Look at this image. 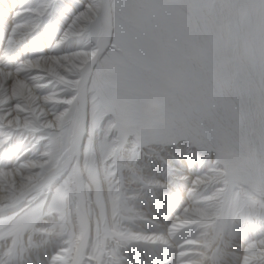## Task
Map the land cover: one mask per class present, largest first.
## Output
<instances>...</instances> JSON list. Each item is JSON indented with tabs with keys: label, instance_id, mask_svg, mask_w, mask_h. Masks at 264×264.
Returning <instances> with one entry per match:
<instances>
[{
	"label": "snow or ice",
	"instance_id": "snow-or-ice-1",
	"mask_svg": "<svg viewBox=\"0 0 264 264\" xmlns=\"http://www.w3.org/2000/svg\"><path fill=\"white\" fill-rule=\"evenodd\" d=\"M66 10L72 13L70 19ZM53 17L66 24L49 53L16 64L15 79L20 80L21 72L42 61L87 56L84 69L68 77L74 82L72 87L45 78L44 85L36 86L37 101L41 94L62 93L67 103L59 112L70 116L82 107L87 126L91 108L93 120L117 130L118 140L131 138L134 147L123 167L140 185V195L155 200L171 192L168 177L189 181V177L177 175L181 156L198 160V168L207 165L204 173L191 179L190 192L214 181L211 193L202 197L205 203L183 207L166 226L155 225L159 231L119 227L123 223L120 214L131 212L121 193L117 199L123 207L118 206L111 230L105 229L112 242L100 241L91 250L85 247L72 264H133L124 255L129 248L142 249L148 257L137 258L136 264H168L171 239L193 222L208 229L206 238L178 245L174 264H226L218 242L226 235L239 236L241 225L246 226L245 233L250 229L252 234L244 236L233 254L236 264H264V0H69L63 4L38 0L27 7L22 0L12 13L13 23L0 55L8 63L41 25L49 29ZM4 23L7 26L6 20ZM73 40L85 43L62 51ZM5 71V86L9 87L15 80L10 66L0 68ZM43 126L47 128L46 121ZM0 128L6 130L0 149H8L15 134L38 130L27 120L15 124L2 114ZM56 135L51 131L42 135L46 157L56 151ZM145 146L160 149L155 155L158 171L151 177L137 168ZM29 166L35 167L18 154L12 168L0 170V178L12 177ZM216 201L223 207H217ZM41 212L37 205L16 221L13 231L21 240L35 228ZM63 219L61 216L62 229ZM52 232L48 229L44 235ZM5 235L12 246L5 250L3 264H15L25 250L15 247L10 233ZM73 243L68 234L64 246L46 252L47 264H68ZM193 257L199 259L193 261Z\"/></svg>",
	"mask_w": 264,
	"mask_h": 264
},
{
	"label": "rangeland",
	"instance_id": "rangeland-1",
	"mask_svg": "<svg viewBox=\"0 0 264 264\" xmlns=\"http://www.w3.org/2000/svg\"><path fill=\"white\" fill-rule=\"evenodd\" d=\"M64 1L69 2V0H57V2L60 4L65 3ZM21 2H22L21 0H14V2H12V4H11L10 8H8L7 4L3 3V1L0 0V13H3L5 15L6 20H7V26L5 25L4 21H0V26H3L2 27L3 31L0 33V46H2L4 44V42L6 40V36L8 34V31L10 30L11 25L13 23V21L11 19L12 13L17 10L18 6L21 5ZM23 3L25 4V2H23ZM59 18L60 17H53L52 23H51L48 30H45L43 25H41V28L38 31V34L35 38V41H36L35 45L31 42H32L33 37L36 34L29 36L30 38L25 40L24 43H21L18 47V51L16 53H14L13 57L8 61L9 65H8L7 61L4 59V57H2V55H0V63L1 62L7 63L6 65L8 66V69L10 66L11 72H15L16 64H18L21 61V58L18 56V53L22 52V54L24 55V54H26V52L28 50L44 51V50H46L45 49L46 47H50L55 42V39L59 35V32H58L59 27L58 28L56 27ZM49 30H51V31L49 32ZM84 43L85 42L83 40H80V41L73 40L69 44L65 45V47H64V49H62V51L63 50H74L77 47L82 46ZM82 68H83V64H79V66L72 67V68H70V67L65 68L64 67L63 68V74H62L63 77L59 76L58 74L56 76V73L54 71H46L45 72V70H44L41 72V71L36 70V69H34V70L30 69L29 71H23L20 73V76L25 74V78H28V77L32 76L31 72L39 71L37 73L41 74V79H42L41 81L42 82L40 84L38 83V85H44L46 82L45 78L50 77L54 80H58V81L64 83L68 87H72L74 82L69 80L68 77L75 76L77 73H79L83 70ZM51 75H53L54 77ZM12 78L14 80V77H12ZM6 81H7V79L5 81L0 82V114L5 115L7 113L6 112L7 110H5V109L10 108L13 104L18 105L19 111H17V109H16V114H18V117L21 118L23 120V122H25L27 120L28 122L32 123L33 126L36 127L38 130L37 131L20 132V133H17L18 136L15 134L14 139L11 142L9 149H0L1 150L0 151V163H1L0 168L7 166V165H11V164L13 165V163L16 160L17 155L19 153L23 154V157L25 159H27V160L30 159L29 161H31L32 159H34V161L37 160L40 157V155L43 154V152H45L47 150L46 140L42 139V135L48 131H51V132H54L57 134L56 135V151H55L54 155L51 157L44 158L42 161L43 163L40 164V167H37L35 170H33L36 173L39 172L38 173V180L39 181L38 180L36 181L35 179H31V178L29 180H27V179L24 180L25 182L27 181V183H24L22 181L21 188L22 187L23 188L20 190L24 193V195H28L24 199L23 202H25V201L27 202L28 200H30L25 204H30V206H32V204L35 205L38 202L45 200V202H43V204L45 206V208H44L45 213H43L42 218H40L39 221H37L38 223L36 222V225H35V228L33 229L32 235H30L28 237V244L25 245V248L27 247V249H24L25 251L23 252V254L21 256H19L16 259L15 264H29V263L30 264H40L39 258H36V260L33 259L35 257V254L40 255L39 254L40 251H38V249L35 246L33 241L37 240L36 242L39 244L41 241L44 242V240H45V242H48V240H52L53 242L56 243V244L54 243L55 246L61 247V246L65 245V240L67 239L68 234H71L73 237V241H74L73 244L74 245H72V248L70 250L71 254L68 255V264H69V261L73 255V253H74L75 244L77 242L76 237L74 238V236L76 235L75 228H74L75 215H76V211H77V207L75 205V198L76 197H79V199L81 201L80 204L83 207L86 206V207H84V209H85V211H87V215H89L88 216L89 221H93L92 231H91L92 243L89 244V235H88L87 242L84 246V248L88 247L91 250L100 241H104L106 244L112 242L111 239L106 237L104 227H106L107 229L109 228L108 229L109 231L111 230V227L113 226V223H114V219L117 215V209H115V208H118V205L121 208L123 207L122 203L120 204V201L118 199H116L118 196L121 195V193L126 195L127 205L130 206V209H131L130 213L125 210L120 214V219L123 221V223L119 224V227L126 228V229H129V226L130 227L134 226V228H136V227L138 228V226L140 224L141 225L145 224V222L147 221V218H153L154 220L160 221V220L167 218L169 213L179 214V212L183 209V207H193L194 208L198 204L205 203V201L202 200V197H205L211 193L212 184L214 183V181L209 180L208 184L206 182L203 186H201L198 190H196L197 192L196 191L188 192V189L184 186V184H182V182L184 183L183 180L173 178V177H171V178L169 177L168 179L171 180L173 188H172L171 192L164 193V195L162 194V196L159 197L161 199V201L158 202L156 199L152 200L150 197L140 195L139 194L140 185L133 181L132 174L127 168L121 167L127 163L128 156H129L132 148L134 147L131 143V138H128L127 140H121V141L118 140L117 137L119 135L115 134V132H114L115 129L110 128L107 125V123H101L100 121H94L92 118V114H91V108H89L88 123H87V127L85 126L86 130L88 132V135L84 136V141H83V143L79 149L81 152L80 158L78 157L77 159H75L73 156L74 155L73 154L74 149H73V143L72 142L74 141L75 131H76V128L79 124V119L77 117V110H73V112L71 113L72 117H70L69 119L67 117H63L62 120L64 123V125H63L64 131L61 128L55 130L49 126H47V128H45L43 126L42 122L44 121L43 117H45L46 114H44V113L40 114V112L37 111V107L40 105L41 101L40 100L37 101V99L34 98L35 95L31 96L32 93L33 94L35 93L36 89H34V91L32 90L30 92L31 94L25 92L26 94H24L23 97H21L22 99H20V97L11 98V96H9V95L8 96L5 95L4 97H2V95H4L3 90L6 87L5 86ZM28 94L30 95V97ZM40 97H49V98L53 97V99L51 100V102H53V103L50 102L48 108H51L54 105H56L57 106V107L55 106L56 113L59 112V109L62 105L66 104L63 102H67L61 98L62 93L53 92V93H49L47 95L41 94ZM4 98H7V100L3 101ZM29 105H30V107H29ZM52 112L53 111L48 112L47 114H49V115L46 117H48V118L52 117L55 113V112L54 113H52ZM5 116L9 120V117H11L12 115L11 116L5 115ZM11 121L13 122V120H11ZM69 121L71 123V127L68 128V130H66L65 127L67 126V124H68L67 122H69ZM72 122H73V124H72ZM16 124L22 125L23 123L19 122ZM66 131H67V133H65ZM5 134H6V130L4 128H0V136H1L0 139H2L5 136ZM89 135L91 136V138L89 137ZM118 141L120 142V144H117ZM183 147L186 150V146H183ZM15 148H16V150H15ZM14 150H15V152H14ZM6 151H9L10 153H5ZM12 151L14 152L13 154H12ZM142 151L143 152H141L140 163H139V165H137V168H143L145 171L149 167L150 163L152 164V161L155 160L156 151H160V149L157 148L156 146H145L142 149ZM171 151H175V150L173 149ZM38 155H39V157H38ZM111 155L112 156L114 155L115 157L114 156L112 157ZM153 156H154V158H153ZM68 159H70V160H68ZM185 164L187 166V163H185ZM97 166H100L101 167L100 169L102 170V173H100L102 175L100 181L97 178L98 177V172H97V168H96ZM186 166H185V168L188 169ZM60 167L62 170L59 169L57 171L56 169L60 168ZM80 169L82 170V172H81L82 174L80 177L81 180L79 179V186H78L77 194H76L75 193L76 191L74 189H75V184H76V180H77V175L80 172ZM53 170H55L56 172L54 171L55 172L54 174L49 175L50 172H52ZM117 170L119 171V173L117 172ZM188 170L192 171V172L198 171L197 174L199 173L198 166L196 168L188 169ZM25 171L27 173H29L28 170H25ZM146 174H147L146 172H143V175L145 177H151V175L148 176V174L147 175ZM160 178L163 179L164 177H160ZM190 179H192V178H189V180ZM3 180H4V178H0V188H1V186L4 185L3 189H2V190H4L3 193L7 192V190L8 191L11 190V191H13V194L8 199H4V201L3 200L0 201V203H1L0 204V221L9 219L12 214L19 212L17 210H21L24 206H26V205H23V206L20 205L19 207L12 209V210L11 209H6V210L2 209L3 207L6 206V204L9 205V204L13 203V201L15 202L16 199L19 198L20 196H23V194L20 190L15 188L16 192L14 191L13 187H15L17 183L14 184L13 181L7 182V181H3ZM41 182H43V183H41ZM73 185H74V187H73ZM109 185H111L112 188L105 192L103 190L104 186H105V188H107V187H109ZM10 188H12V189H10ZM90 188L93 191L90 190ZM36 189H37V191H36ZM72 193L74 195H72ZM198 193H199V196H198ZM175 194H178V196H176ZM53 196L56 197L55 201H53ZM87 196H89V197H87ZM137 199H139L140 201ZM194 201H196V202H194ZM163 203H165V204H163ZM2 204H3V206H2ZM215 204L217 207H222V205L220 204L219 201H216ZM49 206H51V210H49ZM95 206H96V208H95ZM131 206H132V208H131ZM136 206L139 208L137 210V212L140 213L141 216H143V218H141V219L136 218L134 216L133 208ZM62 210H63V212H62ZM91 210H92V213H91ZM108 214H109V216H108ZM61 216H64L63 217L64 218L63 219V229L60 228L61 227V220H60ZM44 218H45V220H43ZM95 219H96V221H95ZM198 220H199L198 217L194 218V221H198ZM2 226L3 225H1L0 227H2ZM57 226H59V227H57ZM245 227L246 226L241 225L239 236L231 237V236L226 235L222 241L218 242L219 248L223 250V253L225 255L226 263L229 262L230 260L232 261V258L234 257L233 254L237 252L240 241L244 238V236L246 234L247 235L252 234L250 229L247 231L248 233H245V230H244ZM94 228H95V230H94ZM48 229H53L55 231H53L51 235H45L44 236V232ZM207 231H208V229H206L203 226V223L193 222L189 226H187L184 230L178 231L174 237L178 241L177 245H180L185 240H197V239H199V240L203 239L204 240L206 238L205 233ZM15 236L17 238L18 234L17 233L12 234L11 238L14 239ZM63 237H66V239H62ZM16 238H15V240H16ZM44 238H46V239H44ZM52 243H51V245H52ZM33 245L35 246V248ZM9 246H12V245H10L9 235L1 237L0 238V264H3V262L7 259V257H5V255H4V253H5V250L7 248H9ZM15 247L21 248L22 245H21V243L19 245H18V243H16ZM105 251H106V249H105ZM31 253L33 254V256ZM125 253H127V255H129L130 258L128 260L132 261L133 264H136L137 258L142 259V260L148 259L144 250H142V249L136 250V249L129 248ZM198 259H199L198 257H193V261H197ZM231 261H230V263H231Z\"/></svg>",
	"mask_w": 264,
	"mask_h": 264
},
{
	"label": "bare ground",
	"instance_id": "bare-ground-1",
	"mask_svg": "<svg viewBox=\"0 0 264 264\" xmlns=\"http://www.w3.org/2000/svg\"><path fill=\"white\" fill-rule=\"evenodd\" d=\"M3 1V3H6L7 4V7L8 8H10V6H11V4H12V2H14V0L12 1V0H2ZM22 1V0H21ZM23 2H25V6L27 7V6H30V5H33V4H35V3H37L38 2V0H23ZM65 3H67L66 1H64ZM20 3V2H19ZM20 6H18V8H19ZM17 8V9H18ZM17 11V10H16ZM65 15L70 19V17H71V15H72V13H69L67 10L65 11ZM0 21H5L6 20V18H5V15L3 14V13H0ZM12 19V18H11ZM7 21V20H6ZM10 21V20H9ZM66 24V20H63V19H61V18H59L58 19V22H57V25H56V27L58 28L59 27V30H62V28H63V26ZM3 26H0V33L3 31L2 28ZM56 28V29H57ZM11 29V28H10ZM10 31V30H9ZM9 31H8V34H9ZM51 30H49V32H50ZM59 32V31H58ZM8 34H7V36H6V39H7V37H8ZM37 34L38 33H36V35L33 37V39H32V42L31 43H33V40H35V38H36V36H37ZM28 38H30V37H28ZM27 38V39H28ZM26 39V40H27ZM25 42V41H24ZM23 42V43H24ZM52 46V45H51ZM51 46L50 47H46L45 49L46 50H44V51H40V50H28L27 52H26V54H22V52L21 53H18V56L21 58V61L22 60H24V59H26V58H29V57H32V56H34V55H38V54H41V53H43V54H45V55H47L48 53H49V51H50V49H51ZM42 50V49H41ZM3 57V56H2ZM88 62H89V58L87 57V56H85V55H70V56H68V57H64V58H62V59H60V60H52V61H42V62H40V63H38V64H33V65H31L29 68H27L25 71H29L30 69L31 70H34V69H36V70H39V71H44L45 70V72L46 71H54L55 73H56V76H57V74L59 75V76H62V74H63V68L65 67V68H72V67H76V66H79V64H83V68L82 69H84V67L88 64ZM7 63H5V62H1L0 63V68H3V69H8V66L6 65ZM79 69V68H78ZM39 71H36V72H31L32 74V76L31 77H28V78H26L27 79V83H25L24 82V80H25V74L24 75H22L21 76V79L20 80H16L15 78H16V74H15V72H11V75H12V77H14V80H15V82L11 85V86H9V87H5L4 88V95H2V97H4L5 95L6 96H11V98H13V97H16V98H18V97H20V99H22L21 97H23V95L24 94H26V93H30L32 90L34 91V89H36V86L38 85V83L40 84L42 81V79H41V74H39V73H37V72H39ZM46 74V73H45ZM30 75V74H29ZM44 75V74H43ZM51 76H53V75H51ZM58 76V77H59ZM43 77V76H42ZM54 77V76H53ZM63 77V76H62ZM44 78V77H43ZM6 79H8V72L7 71H5V72H0V82L1 81H5ZM31 86V87H30ZM42 86V85H41ZM37 90V89H36ZM35 90V91H36ZM26 92V93H25ZM31 94V93H30ZM29 95V94H28ZM32 95H34L33 93L31 94V96ZM26 96V95H25ZM29 97H30V95H29ZM8 98V97H7ZM7 98H4L3 99V101H5V100H7ZM27 98V97H26ZM35 98V97H34ZM28 99V98H27ZM53 99V97H40V105L37 107V111H39L40 112V114L42 113H44V114H46L45 115V117H43V119H44V121H46V123H47V126H49V127H51V128H53V129H55V130H57V129H62L63 130V125H64V123H63V117H67L68 119L70 118V117H72L71 115L69 116V114L67 113V112H58V113H56V108H55V106L56 105H54L53 107H51V108H48L49 107V104H50V102H51V100ZM17 100V99H16ZM24 100V99H23ZM2 101V102H3ZM18 101V100H17ZM32 102V101H31ZM30 102V103H31ZM25 103V102H24ZM38 103V102H37ZM51 103H53V102H51ZM55 103V102H54ZM63 103H67V102H63ZM5 104V103H4ZM20 104V103H19ZM56 104V103H55ZM2 105V104H1ZM29 107H30V105H29ZM57 107V106H56ZM16 109H17V111H19L18 110V105H15V107H13V106H11L10 108H6L5 110H7L6 112V114L5 115H12L11 117H9V120L11 121V120H13V123H19V122H21V123H24L23 122V120L21 119V118H19L18 117V114H16ZM30 110V109H29ZM26 111V110H25ZM50 111H53L52 113H54V115L52 116V117H50V118H48V117H46V116H48L49 114H47L48 112H50ZM21 112V111H20ZM35 112V111H34ZM25 113V112H24ZM38 113V112H37ZM26 114V113H25ZM77 117H78V119H79V124H78V126H77V128H76V131H75V138H74V141L72 142L73 143V149H74V158L75 159H77L78 157L80 158V155H81V152H80V147H81V145H82V143H83V141H84V136H86V135H88V132H87V130H86V127H85V119H84V112H83V108L81 107V108H79L78 110H77ZM26 120V119H25ZM43 121V120H42ZM44 121L42 122V123H44ZM68 124H67V128H66V130H68V128H70L71 127V123H70V121L69 122H67ZM39 124V123H38ZM72 124H73V122H72ZM64 131V130H63ZM39 132V131H38ZM115 132V131H114ZM40 133V132H39ZM65 133H67V131L65 132ZM59 134V133H58ZM17 135V134H16ZM18 136V135H17ZM89 137L91 138V136L89 135ZM88 137V138H89ZM0 138H1V136H0ZM35 139V138H34ZM121 141V140H120ZM36 142V141H35ZM91 142V141H90ZM20 143V142H19ZM126 143V142H125ZM64 144V143H63ZM117 144H120V142L118 141V143ZM122 144V143H121ZM121 147V146H120ZM12 148V147H11ZM64 148V147H63ZM123 148V147H122ZM127 148V147H126ZM149 148V147H148ZM9 149V148H8ZM15 150H16V148H15ZM15 150H14V152H15ZM1 151V150H0ZM26 151V150H25ZM154 151V150H153ZM13 151H12V154L14 153ZM113 152V151H112ZM111 152V153H112ZM143 152V151H142ZM158 152H160V151H156V154L158 153ZM5 153H10L9 151H6ZM44 153L45 152H43V154H41L40 155V157H39V155H38V159L37 160H35L34 161V159H32L31 160V163L32 164H34L35 165V167H32V166H29V167H27V168H23V169H20L19 170V172L18 173H16V174H14L12 177H9V178H7V179H4L3 181H7V182H11V181H13V183L15 184V183H17L16 184V186L15 187H13L14 188V191H15V188L16 189H18V190H20V189H22L21 188V186H22V181L24 182V183H27V181L25 182L24 180H29L30 178L31 179H35L36 181L38 180V173L39 172H35V171H33V170H35L37 167H40V164L41 163H43L42 161H43V159L44 158H46V156L44 155ZM20 154V153H19ZM23 155V154H22ZM105 156V155H104ZM112 156V155H111ZM114 156V155H113ZM112 156V157H113ZM150 156V155H149ZM13 157V156H12ZM115 157V156H114ZM70 158V157H69ZM153 158H154V156H153ZM48 159V158H47ZM113 159V158H112ZM30 160V159H29ZM68 160H70V159H68ZM146 160V159H145ZM124 161V160H123ZM149 161V160H148ZM115 162V161H114ZM13 163V162H12ZM112 163V162H111ZM121 163V162H120ZM185 163H187V162H185ZM1 164V163H0ZM63 164V163H62ZM6 165V164H5ZM122 165V164H121ZM152 165V166H151ZM121 167H123V166H121ZM120 167V168H121ZM7 168H12V164L11 165H7V166H4V167H1L0 168V170H3V169H7ZM97 168V172H98V180L100 181V179H101V177H102V175L100 174V173H102V170L100 169L101 167L100 166H97L96 167ZM62 170L61 169V167L60 168H57L56 170L58 171V170ZM65 169V168H64ZM103 169V168H102ZM25 170H28L29 171V173H27ZM38 171V170H37ZM40 171V170H39ZM55 170H53L52 172H50V174L49 175H52V174H54L55 172H54ZM126 171V170H125ZM156 171H158V169H157V167H155V160L154 161H152V164L150 163V165H149V167L147 168V170H145L144 172H146L147 174H148V176H150V175H152L153 174V172H156ZM62 172V171H61ZM82 172V170L80 169V172L78 173V175H77V180H76V184H75V193L77 194V189H78V186H79V179H80V177H81V173ZM117 172L119 173V171L117 170ZM121 172V171H120ZM198 172V171H197ZM197 172H192V171H189L188 169H184V175L185 176H187V177H189V178H194L196 175H197ZM58 174V173H57ZM146 174V175H147ZM40 175V174H39ZM121 175V174H120ZM178 175V174H177ZM54 177V176H53ZM51 178V177H50ZM49 178V179H50ZM169 178V177H168ZM171 178V177H170ZM47 179V178H46ZM85 179V178H84ZM81 180V179H80ZM177 180V179H176ZM32 181V180H31ZM39 181V180H38ZM48 181V180H47ZM119 181V180H118ZM171 181V180H170ZM34 182V181H33ZM67 182V181H66ZM121 182V181H120ZM41 183H43V182H41ZM45 183V182H44ZM49 183V182H48ZM125 183V182H124ZM181 183V182H180ZM86 184V183H85ZM89 184V183H88ZM182 184H184L183 182H182ZM207 184H208V181H207ZM25 185V184H24ZM4 186V185H3ZM3 186H1V188H0V201L1 200H3L4 201V199H8L9 197H11V195L13 194V191H11V190H7V192H5V193H3L4 192V190H2L3 189ZM6 186V185H5ZM81 186V185H80ZM90 186V185H89ZM11 187V186H10ZM25 187V186H24ZM41 187V186H40ZM73 187H74V185H73ZM98 187V186H97ZM43 188V187H42ZM46 188V187H45ZM112 188V186L111 185H109V187H107V188H105V186H104V188H103V190L106 192L107 190H109V189H111ZM121 188V187H120ZM139 188V187H138ZM6 189V188H5ZM10 189H12V188H10ZM29 189V188H28ZM38 189V188H37ZM37 189H36V191H37ZM44 190V189H43ZM73 190V189H72ZM73 190V191H74ZM84 190V189H83ZM82 190V191H83ZM87 190V189H86ZM90 190H92L91 188H90ZM98 190V189H97ZM135 190V189H134ZM21 191V190H20ZM93 191V190H92ZM91 191V192H92ZM121 191V190H120ZM16 192V191H15ZM22 192V191H21ZM32 192V191H31ZM72 192V191H71ZM84 192V191H83ZM197 192V191H196ZM29 193V192H28ZM89 193V192H88ZM115 193V192H114ZM22 194H23V196H20L19 198H17L16 199V201L14 202L13 201V203H11V204H9V205H7L6 204V206L5 207H3L2 209H15V208H17V207H19L20 205H26V206H24L21 210H17V211H19V212H16L15 214H12L11 215V217L9 218V219H6V220H3V221H0V226L1 225H3L2 227H0V238L1 237H3V236H6L5 235V233H10V235H11V237H12V234H16L14 231H13V226L15 225V223H16V221L18 220V219H20L22 216H24V213L25 212H27V211H29L31 208H34V207H36L37 205H40V207H41V209H42V212H41V216H40V218H42V214L43 213H45V210H44V208H45V206H44V204H43V202H45V200L44 201H40V202H38L37 204H35V205H33L32 204V206H30V204H25V203H27L28 201H30V200H28L27 202L25 201V202H23L24 201V199L28 196V195H24V193L22 192ZM21 194V195H22ZM30 194V193H29ZM37 194V193H36ZM35 194V195H36ZM42 194V193H41ZM87 194V193H86ZM118 194V193H117ZM196 194V193H195ZM72 195H74L73 193H72ZM164 195V194H163ZM176 196H178V194H175ZM209 195V194H208ZM40 196V195H39ZM42 196V195H41ZM106 196V195H105ZM109 196V195H108ZM160 196H162V194L160 195ZM159 196V197H160ZM196 196V195H195ZM198 196H199V193H198ZM34 197V196H33ZM85 197V196H84ZM87 197H89V196H87ZM130 197V196H129ZM135 197V196H134ZM137 197V196H136ZM157 198L156 200L159 202V201H161V199L160 198ZM11 199V198H10ZM85 199V198H84ZM117 199V198H116ZM37 200V199H36ZM137 200H139V199H137ZM9 201V200H8ZM35 201V200H34ZM85 201V200H84ZM120 201V200H119ZM131 201V200H130ZM140 201V200H139ZM10 202V201H9ZM70 202V201H69ZM80 199H79V197H76L75 198V205H76V207H77V211H76V215H75V225H74V228H75V232H76V235L74 236V238L75 237H79V239L77 240V242H76V244H75V248H74V253H73V255H72V257H71V259H70V261H69V264H72V260H73V258H75V259H79L80 258V255L83 253V250H84V246H85V244H86V242H87V238H88V235H89V230L91 229V231H92V225H93V221H89V219H88V216L89 215H87V211H85V209H84V207H86V206H82L81 204H80ZM134 202V201H133ZM194 202H196V201H194ZM200 202V201H199ZM93 203V202H92ZM122 202L120 201V204H121ZM130 203V202H129ZM1 204V203H0ZM86 204V203H85ZM117 204V203H116ZM163 204H165V203H163ZM197 204V203H196ZM93 205V204H92ZM91 205V206H92ZM95 205V204H94ZM123 205V204H122ZM2 206H3V204H2ZM1 206V207H2ZM70 206V205H69ZM88 206V205H87ZM90 206V207H91ZM119 206V205H118ZM140 206V205H139ZM144 206V205H143ZM142 206V207H143ZM89 207V206H88ZM116 207V206H115ZM120 207V206H119ZM129 207V208H128ZM141 207V206H140ZM223 207V206H222ZM93 208V207H92ZM91 208V209H92ZM95 208H96V206H95ZM99 208V207H98ZM127 208L128 209H130V206H128L127 205ZM131 208H132V206H131ZM115 209H117V208H115ZM139 208L136 206V207H134L133 208V211H134V216L136 217V218H143V216H141L140 215V213H138L137 212V210H138ZM145 209V208H144ZM4 211V210H3ZM10 211V210H9ZM95 211V210H94ZM97 211V210H96ZM166 211V210H165ZM62 212H63V210H62ZM53 213V212H52ZM91 213H92V210H91ZM97 213V212H96ZM143 213V212H142ZM55 214V213H54ZM175 215H177V214H173V213H169L168 214V217L167 218H165V219H163V220H160V221H157V220H154L153 218H147V221L145 222V224H140L139 226H138V228L136 227V228H134V226L133 227H130L129 226V229H131L132 231H134V232H151V231H159V230H161V229H158V228H156L155 227V225H160V226H166L168 223H170L171 222V219L175 216ZM74 216V215H73ZM108 216H109V214H108ZM64 217V216H63ZM25 219H27V217H24ZM74 218V217H73ZM96 218V217H95ZM99 218V217H98ZM111 218V217H110ZM43 220H45V218L43 219ZM136 220V219H135ZM95 221H96V219H95ZM134 221V220H133ZM143 221V220H142ZM38 223V222H37ZM196 223V222H195ZM95 224V223H94ZM99 224V223H98ZM97 224V225H98ZM107 224V223H106ZM105 225V224H104ZM103 225V226H104ZM132 225V224H131ZM39 226V225H38ZM106 226V225H105ZM57 227H59V226H57ZM40 228V227H39ZM61 228V227H60ZM105 229H107L106 227H104ZM59 229V228H58ZM66 229V228H65ZM100 229V228H99ZM109 229V228H108ZM94 230H95V228H94ZM245 230V229H244ZM53 231H55V230H53ZM60 231V230H59ZM251 231V230H250ZM95 232V231H94ZM32 233H33V230H31V231H27L25 234H23V238H22V240L20 239V236H19V234H18V236H17V238H16V236H15V238H16V243H18V245L21 243V245H22V247H23V249H27V247L25 248V245H27L28 244V237L30 236V235H32ZM63 233V232H62ZM248 233V232H247ZM250 233V232H249ZM37 234V233H36ZM39 235V234H38ZM64 235V234H63ZM45 236V235H44ZM43 236V237H44ZM14 238V239H15ZM61 238V237H60ZM205 238V237H204ZM44 239H46V238H44ZM62 239H66V237H63ZM202 239V238H201ZM203 240V239H202ZM33 241V240H32ZM37 241V240H36ZM36 241H33L34 242V244H35V246L37 247V249H38V251H40V255H37V254H35V257L33 258L34 260H36V258H39V263L40 264H47V258H46V252L47 251H50L51 249H53V248H56V247H59V246H55L54 245V243L55 242H53L52 240H48V242H45V240H44V242L43 241H41L39 244L36 242ZM47 241V240H46ZM53 242V243H52ZM3 243V242H2ZM32 243V242H31ZM51 243H52V245H51ZM56 244V243H55ZM171 244L173 245V247H172V249H170V254H169V258H168V264H174V259H175V257H174V253H175V249H176V247L178 246L177 244H178V241H177V239L175 238V237H173L172 239H171ZM39 245V246H38ZM51 245V246H50ZM61 245V244H60ZM74 245V244H73ZM34 246V245H33ZM35 246H34V248H35ZM10 247V246H9ZM238 250V249H237ZM32 254V253H31ZM70 254H71V252H70ZM210 254V253H209ZM124 255H126L127 256V258L129 259L130 257H129V255H127V253H124ZM32 256H33V254H32ZM31 256V257H32ZM71 256V255H70ZM32 260V259H31ZM231 261V260H230ZM230 261L229 262H227L226 264H236V262H235V259H234V257L232 258V261H231V263H230ZM27 262V261H26ZM30 264V263H29Z\"/></svg>",
	"mask_w": 264,
	"mask_h": 264
},
{
	"label": "clouds",
	"instance_id": "clouds-1",
	"mask_svg": "<svg viewBox=\"0 0 264 264\" xmlns=\"http://www.w3.org/2000/svg\"><path fill=\"white\" fill-rule=\"evenodd\" d=\"M115 134L120 135V133L117 130H115ZM186 161H187V166L185 164ZM185 166L188 169L196 168L198 166V160L192 159L190 161L187 158L181 156L179 162L177 163V167L180 169V171L178 172V175H184ZM206 167H207V165L205 166V168H199V173H204ZM184 186L188 189V192H190V189L192 188V180L190 179L189 181H184Z\"/></svg>",
	"mask_w": 264,
	"mask_h": 264
}]
</instances>
